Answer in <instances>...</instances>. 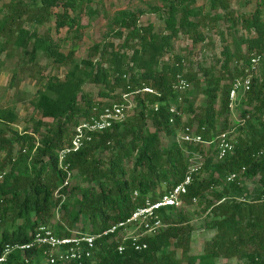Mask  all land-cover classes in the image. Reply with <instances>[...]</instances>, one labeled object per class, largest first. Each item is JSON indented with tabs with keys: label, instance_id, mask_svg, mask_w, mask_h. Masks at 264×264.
Returning <instances> with one entry per match:
<instances>
[{
	"label": "trees",
	"instance_id": "16d2710c",
	"mask_svg": "<svg viewBox=\"0 0 264 264\" xmlns=\"http://www.w3.org/2000/svg\"><path fill=\"white\" fill-rule=\"evenodd\" d=\"M91 1L9 0L0 9V73L6 70L5 58L15 50L29 56L30 62L42 51L55 63L67 67L63 78L46 76L30 100L32 111L40 117L30 116L27 120L30 131L25 128L20 133L12 128L18 122L14 106L0 107V170L9 168L0 182V224L4 225L0 252L6 243L27 242L41 223L50 225L58 235L68 234L64 226L75 229L82 221L89 224L91 233H101L110 224L128 217L145 198L157 199L182 181L188 160L173 139L181 125V117L174 124L168 121V106L177 103L172 86L178 75L191 85L182 96V101L188 103L183 108L185 113L193 107L189 98L201 91L205 95V101L192 120L184 124H194L196 132L207 141L225 130V126L216 128V125L221 117L225 123L229 114L231 82L244 74L249 56L257 54L260 56V76L252 78L250 89L240 102L246 100L252 104V110H249L253 111L252 115L258 113L264 118V0H256L250 14L237 16L230 14L227 0H208L211 11L219 8L223 11L221 17L214 16L213 19H225L228 23L225 30L236 35L240 25L244 34L234 37L233 49L224 46L218 76H208L215 69L213 66L203 68L205 88L201 87L198 74L184 65L185 57L163 60L179 35L188 37L192 45L205 40L200 28L211 17L203 14L202 7L196 5L197 0H163L162 9H156L163 22L161 31H155L151 23L139 26L134 15L117 16L111 35L121 43L118 46L112 41L95 43L81 59H76L71 50L60 52L49 36L37 34L36 26L49 22L54 15L56 29L75 30L73 37H79L83 28H77L78 20L70 13L83 6L87 9ZM57 6L62 11L53 14L52 9ZM24 23L30 24L31 29L25 28ZM25 65L21 60L19 67L26 68ZM16 77L13 71L12 81ZM87 83L101 87L100 97H116L113 102L120 100L118 94H112L117 90L120 94L133 93L135 106L123 122L95 135L91 142L66 156L60 164L58 153L70 140L69 128L94 114L93 108L99 113L108 104L96 103L84 90ZM15 84V81L11 82L10 87ZM143 86L152 87L160 97L134 94ZM219 93L220 108L217 110L215 104ZM156 102L158 111L152 108ZM249 113L243 110L241 115L244 118ZM44 118L55 122L45 123ZM147 118L154 130L147 128ZM246 128L247 138H236L231 155L213 162L205 157L203 170L210 168L209 176L202 178L199 173L193 174L182 196V206L196 202L209 217L206 227L214 231L204 243L201 254L190 253L193 226L183 207H167L158 212L165 228L142 239L147 243L145 249L136 251L126 240L120 254L113 240L116 234L102 236L95 242V259L90 264H226L222 260L233 259L237 264H264V131L255 133L249 124ZM160 133L173 137L169 145L162 144ZM66 137L69 139H64ZM186 148L203 154L205 151L203 145L186 144ZM103 151H108L106 157L101 156ZM124 162L128 163V168ZM242 168L244 177H257L253 193L240 179L227 180L230 173L240 172ZM66 170L75 171L85 185L73 186L67 191L68 184L63 186ZM58 189L60 194L66 195L60 205L61 198L54 197ZM52 205L61 211L55 224L50 223ZM81 230L88 231L84 227ZM39 254L36 250L16 251L4 264H37L35 259ZM23 257H27L28 262Z\"/></svg>",
	"mask_w": 264,
	"mask_h": 264
},
{
	"label": "rangeland",
	"instance_id": "374dc122",
	"mask_svg": "<svg viewBox=\"0 0 264 264\" xmlns=\"http://www.w3.org/2000/svg\"><path fill=\"white\" fill-rule=\"evenodd\" d=\"M8 1L9 0L0 1V9H2V4L7 3ZM227 2L229 6L228 10L233 16L250 14L253 12L256 4V0H227ZM196 5L202 7L203 14H210L209 17H211L207 18L205 23L202 24L200 28L205 36V40L197 43V45H192L191 40L188 37L179 35L173 40L172 47H170L164 55L163 60L171 61L175 59V56L185 57L186 61L184 65L190 66V68L198 74L199 79L202 81L201 87L205 88L206 83L203 80L202 75L203 68L213 66L215 69H212L213 71L208 76H218L221 66L220 59L222 58L221 51L225 45L229 46V49H233L234 37L244 34V31L240 29V25L237 26V35L226 31L225 26L228 23L225 19H213L214 16L221 17L223 11L220 8L216 11H211L208 0H197ZM162 6L163 0H92L87 9L83 6L81 10L70 13L71 15H75L78 20L77 28H79V30L83 28L79 37H73L76 33L75 30H68L66 27L56 29L54 15L51 16L49 22H46L41 26H36V31L39 36H49L52 39L53 44L56 45V48L59 49L60 52L67 53L71 50L74 52V57L76 59H81L87 56L89 48L95 43L112 41L117 46L121 43V40L114 38L113 35H111L112 29H115L114 20L117 16L128 14L134 15L138 20L139 26H145L148 23H151L155 31H161L163 28V22L160 19L157 10L160 11ZM52 10L54 14L62 11V8L57 6ZM3 13H7V11L3 10ZM24 26L29 29L32 27L28 23H24ZM251 35H254V33ZM28 49H30L29 46ZM242 49L244 50L243 46ZM18 52V50H15L10 53L8 58H5L6 70L0 73V107L9 105L15 107L18 113V122L12 125V128L22 133L25 128H27V131L31 130V125L27 124V120L30 116L40 118L38 114L32 111L29 102L32 100L36 90L41 87V82L49 75H56L59 78H63L67 67L65 65L55 63L52 57L45 56L42 51L37 53L32 62L28 61L29 56L20 55ZM262 56L264 57V54ZM1 58L4 59V54L1 55ZM21 60L25 61L26 68L19 67ZM200 67L202 68L201 70ZM13 71L16 72L17 77L12 81L11 77ZM260 73L261 70L259 66L256 76L259 77ZM14 81L16 84L11 88L10 83ZM100 88V86L90 83L84 85V90L89 92L95 102L99 103V105L109 102L111 103L116 100V97L98 96L99 91H101ZM189 88H191V85ZM120 92V90H117L112 94H118L121 97ZM220 94L221 93H219L215 104V108L217 110L220 108ZM241 98L239 99L241 100ZM239 99L236 103H234L233 108L230 109L225 123L221 120L223 119V117H221L218 122L219 124L216 125V128L223 125L225 126V131H228L231 138H237L240 136L241 138L246 139L248 136L246 128L247 124L251 126L252 129H250L255 133L262 132L264 131V118L258 113L256 115H252L253 111H249L252 110V104H248L246 100H244V102H240ZM204 101L205 95L203 91L199 92L197 96L189 98V102L193 103L192 110L189 113H185L183 111V108H185L188 103L186 101H182L180 104L182 113L181 124H184L187 121L190 122ZM132 110L133 108H130L128 116L132 113ZM243 110L250 112L244 118L241 115ZM42 120L48 124H54L55 122L51 118H44ZM146 126L148 129L154 130V127L148 118L146 119ZM192 126L195 125L192 124ZM72 128L73 127L69 128V137L71 136ZM41 130H44V128H41ZM160 136L163 145H169L173 139L176 141V135L175 138H173L165 135L164 133H160ZM69 137L64 139L68 140ZM16 149L17 146H15L14 152H16ZM206 149L203 154L204 160L205 157H209L211 162H213L216 159L215 151L213 148ZM107 155L108 151H103L101 154L102 157H106ZM124 166L125 168H128V163L124 162ZM210 171V168L201 170L199 175L202 178H207ZM256 180L257 177L248 179L243 175L241 176V182L244 183L248 190L252 193L256 189ZM84 185L85 184L82 183V181L76 176V172L73 171L72 176L68 180L67 191H69L73 186L81 187ZM160 189H158V191H161ZM60 198L61 200H65L66 195H62ZM182 207L180 208L185 211L190 223L193 226L190 241V253L193 255H199L202 253L204 243L212 237L214 231L206 227L209 217L207 218V215L201 211V207H199L196 202ZM52 212L53 215L50 219V223L55 224L60 219L59 217L61 215V211L57 206L52 205ZM83 227L84 229L90 231L89 224L84 223V221L78 223L75 229H81ZM3 228L4 225L0 224V234ZM132 231L133 229L128 230V232ZM36 258L35 262L39 264L41 258L39 256ZM222 262H226V264H237V261L234 259L231 261L222 260Z\"/></svg>",
	"mask_w": 264,
	"mask_h": 264
},
{
	"label": "built area",
	"instance_id": "2783aa9c",
	"mask_svg": "<svg viewBox=\"0 0 264 264\" xmlns=\"http://www.w3.org/2000/svg\"><path fill=\"white\" fill-rule=\"evenodd\" d=\"M260 56L251 54L247 65L243 68V75L236 76L230 85L228 91V107L233 108L234 103L243 97L250 89L253 77H256ZM126 78V75L123 76ZM187 80L178 75L173 83V90L177 94V103H171L168 106L169 124H174L178 117L182 118L180 104L182 103V93L189 88ZM142 93L160 97V93L150 86H143L134 91V94ZM133 93L124 92L121 94L120 100L117 102H109L104 105L99 113L93 108L94 114L87 119H81L72 129L70 140L65 144L58 153V160L61 164L62 160L73 153L80 151L88 142H91L95 135L111 129L115 123L123 122L128 116L130 108L135 106L132 99ZM240 100V99H239ZM154 111H158L159 104L156 102L152 106ZM178 130V131H177ZM176 130V142L182 148L188 160V166L182 181L174 185L171 189L164 192L157 199L145 198L144 203L133 210L128 217L110 224L104 231L93 234L90 231L81 229H64L68 234L58 235L48 224L41 223L35 227L30 239L24 243H6L0 252V264H4L7 258L14 252L36 250L41 260L39 264H90L95 259V242L97 238L116 234L113 237L117 243V251L122 254L125 245L124 241L129 240L134 250L140 251L147 247V243L142 239L157 234L165 224L160 219L158 212L167 207L178 208L182 206V196L186 193L187 187L190 185L193 174H198L203 170L204 155L203 152L188 150L187 145H203L206 148H213L216 160H222L234 151L236 138L230 137L228 131L219 132L214 138L203 140L200 134L196 132L195 126L181 124ZM264 149V147H263ZM262 149V150H263ZM204 151V148L202 149ZM260 151V153L262 152ZM8 168L0 170V182L8 173ZM244 168L240 172H233L227 176L228 181L236 179L241 180ZM73 171L66 170L65 181L63 186L68 184V180L72 176ZM63 194L59 193V189L54 192L55 198H60ZM137 195L136 192L133 194ZM264 200V193L262 194ZM195 201V199H193ZM60 201L59 205L61 204ZM0 223H1V201H0ZM133 229L132 232L128 230ZM140 233V234H138ZM28 262L27 257H23Z\"/></svg>",
	"mask_w": 264,
	"mask_h": 264
},
{
	"label": "crops",
	"instance_id": "0c3cea01",
	"mask_svg": "<svg viewBox=\"0 0 264 264\" xmlns=\"http://www.w3.org/2000/svg\"><path fill=\"white\" fill-rule=\"evenodd\" d=\"M9 169V168H8Z\"/></svg>",
	"mask_w": 264,
	"mask_h": 264
}]
</instances>
